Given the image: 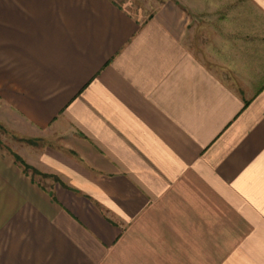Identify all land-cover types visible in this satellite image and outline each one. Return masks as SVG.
Listing matches in <instances>:
<instances>
[{
	"label": "crops",
	"instance_id": "crops-1",
	"mask_svg": "<svg viewBox=\"0 0 264 264\" xmlns=\"http://www.w3.org/2000/svg\"><path fill=\"white\" fill-rule=\"evenodd\" d=\"M140 2L0 0V264H264V0Z\"/></svg>",
	"mask_w": 264,
	"mask_h": 264
},
{
	"label": "rangeland",
	"instance_id": "rangeland-1",
	"mask_svg": "<svg viewBox=\"0 0 264 264\" xmlns=\"http://www.w3.org/2000/svg\"><path fill=\"white\" fill-rule=\"evenodd\" d=\"M141 1L142 2L140 3L143 5L144 2H147L148 0H141ZM15 138L17 139V137H15L13 133L9 131V129L4 130L0 128V142L3 146V149H5L7 152L11 151V149H13V147L15 146L16 144Z\"/></svg>",
	"mask_w": 264,
	"mask_h": 264
},
{
	"label": "trees",
	"instance_id": "trees-1",
	"mask_svg": "<svg viewBox=\"0 0 264 264\" xmlns=\"http://www.w3.org/2000/svg\"><path fill=\"white\" fill-rule=\"evenodd\" d=\"M13 157L15 158V161L22 167L23 172L25 171V173L28 172L37 173V170L26 164L23 160H21L22 158H19V156L17 155H13Z\"/></svg>",
	"mask_w": 264,
	"mask_h": 264
}]
</instances>
